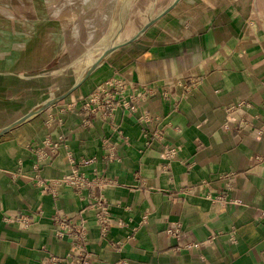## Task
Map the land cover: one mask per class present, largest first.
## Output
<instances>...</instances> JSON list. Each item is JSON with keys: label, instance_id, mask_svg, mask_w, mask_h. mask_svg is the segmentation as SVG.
I'll return each mask as SVG.
<instances>
[{"label": "crops", "instance_id": "obj_1", "mask_svg": "<svg viewBox=\"0 0 264 264\" xmlns=\"http://www.w3.org/2000/svg\"><path fill=\"white\" fill-rule=\"evenodd\" d=\"M111 78L126 82L112 107L89 103ZM73 171L102 185L58 181ZM56 213L83 225L85 252ZM84 261L264 264V0H181L0 135V264Z\"/></svg>", "mask_w": 264, "mask_h": 264}, {"label": "rangeland", "instance_id": "obj_2", "mask_svg": "<svg viewBox=\"0 0 264 264\" xmlns=\"http://www.w3.org/2000/svg\"><path fill=\"white\" fill-rule=\"evenodd\" d=\"M170 1L0 0V125L69 88L117 34L121 11L116 40Z\"/></svg>", "mask_w": 264, "mask_h": 264}, {"label": "built area", "instance_id": "obj_3", "mask_svg": "<svg viewBox=\"0 0 264 264\" xmlns=\"http://www.w3.org/2000/svg\"><path fill=\"white\" fill-rule=\"evenodd\" d=\"M99 88H100L99 91L96 92L92 96L89 103L94 102V101L99 103L100 95L104 94V95H108L107 100L109 102H107L106 105L108 107H112L111 99L116 95L123 94V92L126 89V82H124L122 79L114 80L111 78L105 81L104 83H102ZM98 106H101V105H98ZM87 107L91 108L89 107V104H87ZM58 145H59L58 142L52 143V146H51L52 154L53 152H56ZM36 156L38 160H43L49 157L50 153L44 148L39 147L36 149ZM37 165L38 163H35L36 167ZM58 181H62L70 185H76L78 188H85V187H90L93 185H99V186L102 185L101 181L91 180L83 174H79V175L76 174V172L74 171L72 173L66 174L62 179ZM55 182L42 180V179L39 180V184H41L44 188H48V189H51ZM18 219L22 220V222L26 225L30 223V221L25 216L24 217L21 216ZM53 219H54V222L57 225H59V227L56 229L58 235L63 236L64 234H67V233L70 234L73 241L75 243H78V245L81 247L80 248L81 253L85 252L84 246H85V240H86V231L83 225L75 221H70L67 216L61 215L59 213L54 214ZM98 219L101 223L102 230L106 231L109 227L110 219L108 217L107 211L105 210V207H102V210L98 213ZM83 264H88V262L84 261Z\"/></svg>", "mask_w": 264, "mask_h": 264}, {"label": "water", "instance_id": "obj_4", "mask_svg": "<svg viewBox=\"0 0 264 264\" xmlns=\"http://www.w3.org/2000/svg\"><path fill=\"white\" fill-rule=\"evenodd\" d=\"M181 0H173L167 7H165L162 11H160L155 16L151 17L149 20H147L132 36L124 39H118L116 40L117 34L125 27V16L124 13L121 11L120 13V26L117 31V34L110 40L108 44L105 45L102 52L97 56L94 60H92L90 63H88L83 71L81 72L80 76L77 78V80L66 90L63 92L49 97L40 103H37L35 106H33L28 112L23 114L18 119L14 120L13 122L0 127V135L14 129L15 127L21 125L22 123L26 122L30 118L37 115L40 111H42L44 108L51 106L53 104L58 103L59 101L65 99L69 94H71L73 91H75L79 86L82 85V83L91 75V73L100 65L102 64L106 58L111 55L115 50L118 48H121L122 46L129 44L136 39H138L144 32L149 29L150 26H152L154 23H156L159 19H161L165 14H167L170 10H172Z\"/></svg>", "mask_w": 264, "mask_h": 264}, {"label": "bare ground", "instance_id": "obj_5", "mask_svg": "<svg viewBox=\"0 0 264 264\" xmlns=\"http://www.w3.org/2000/svg\"><path fill=\"white\" fill-rule=\"evenodd\" d=\"M91 29H90V31H89V33H90V36H92L93 34H94V32H95V24H94V22H91ZM15 54H13V56H14Z\"/></svg>", "mask_w": 264, "mask_h": 264}]
</instances>
